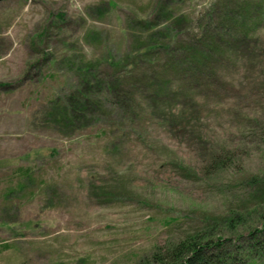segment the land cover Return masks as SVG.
Segmentation results:
<instances>
[{
	"label": "rangeland",
	"instance_id": "1",
	"mask_svg": "<svg viewBox=\"0 0 264 264\" xmlns=\"http://www.w3.org/2000/svg\"><path fill=\"white\" fill-rule=\"evenodd\" d=\"M155 1L0 2V264H147L201 218L263 206L246 184L264 175V1L248 48L220 62L217 85L193 90L189 105L104 110L70 131L47 119L76 82L64 61L121 55L127 17ZM218 1L173 3L202 18ZM211 155L223 165L209 169ZM259 253L245 264H264Z\"/></svg>",
	"mask_w": 264,
	"mask_h": 264
},
{
	"label": "trees",
	"instance_id": "2",
	"mask_svg": "<svg viewBox=\"0 0 264 264\" xmlns=\"http://www.w3.org/2000/svg\"><path fill=\"white\" fill-rule=\"evenodd\" d=\"M173 1L156 0L145 17H127L130 43L121 55L108 50L102 58L70 56L64 61L76 82L64 97L49 102L46 117L55 128L82 129L104 110L137 116L143 104L159 109V103L180 99L189 105L193 90L217 85V65L246 50L262 21L258 10L264 0H220L202 18L187 16ZM95 10L103 14L106 8ZM210 158L209 169L223 165L219 156ZM23 174L30 177L29 170ZM247 181L251 197L263 206L247 216L203 217L199 228L158 248L147 264H245L246 258L258 257L264 248V175ZM248 217L256 222L250 225Z\"/></svg>",
	"mask_w": 264,
	"mask_h": 264
},
{
	"label": "water",
	"instance_id": "3",
	"mask_svg": "<svg viewBox=\"0 0 264 264\" xmlns=\"http://www.w3.org/2000/svg\"><path fill=\"white\" fill-rule=\"evenodd\" d=\"M3 1H5V0H0V2H3Z\"/></svg>",
	"mask_w": 264,
	"mask_h": 264
}]
</instances>
